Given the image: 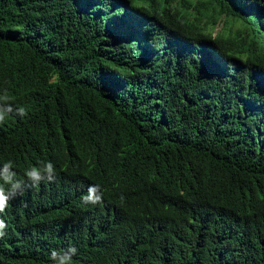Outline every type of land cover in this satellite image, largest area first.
I'll list each match as a JSON object with an SVG mask.
<instances>
[{
  "label": "trees",
  "instance_id": "16d2710c",
  "mask_svg": "<svg viewBox=\"0 0 264 264\" xmlns=\"http://www.w3.org/2000/svg\"><path fill=\"white\" fill-rule=\"evenodd\" d=\"M3 89L0 264H264V0H0Z\"/></svg>",
  "mask_w": 264,
  "mask_h": 264
},
{
  "label": "clouds",
  "instance_id": "9594fccd",
  "mask_svg": "<svg viewBox=\"0 0 264 264\" xmlns=\"http://www.w3.org/2000/svg\"><path fill=\"white\" fill-rule=\"evenodd\" d=\"M222 26L223 24L220 27ZM214 29L209 31L211 35ZM216 36H212V38ZM13 112L19 116L27 114L25 107L14 106V97L9 95L7 89L0 90V123H3ZM56 175V167L51 161H41L38 165L29 166L24 170L23 176L17 174L12 160L4 162L0 165V213L5 212L11 200L17 196H23L29 187L35 188L45 180L53 182ZM102 199L99 186L93 185L88 188L87 193L82 197V202L86 205H96L101 203ZM120 199L123 201L124 197L121 196ZM6 228L7 224L0 218V238L6 235ZM76 254L77 249L75 247H69L66 250L52 249L49 259L52 261V264H75L73 257Z\"/></svg>",
  "mask_w": 264,
  "mask_h": 264
},
{
  "label": "rangeland",
  "instance_id": "374dc122",
  "mask_svg": "<svg viewBox=\"0 0 264 264\" xmlns=\"http://www.w3.org/2000/svg\"><path fill=\"white\" fill-rule=\"evenodd\" d=\"M190 11L192 13V21L199 24L201 27H206L207 20L205 17H203V13L200 7L194 6L190 7ZM221 27L216 28L212 31V36H216L218 32L220 31ZM210 27L207 28V31H211Z\"/></svg>",
  "mask_w": 264,
  "mask_h": 264
}]
</instances>
